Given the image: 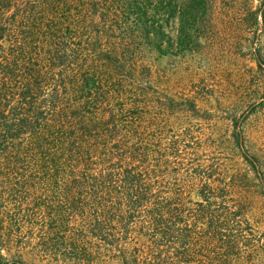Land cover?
<instances>
[{
	"label": "trees",
	"instance_id": "16d2710c",
	"mask_svg": "<svg viewBox=\"0 0 264 264\" xmlns=\"http://www.w3.org/2000/svg\"><path fill=\"white\" fill-rule=\"evenodd\" d=\"M209 1L0 0V264L264 253L240 180L154 100L152 57L193 52Z\"/></svg>",
	"mask_w": 264,
	"mask_h": 264
},
{
	"label": "rangeland",
	"instance_id": "374dc122",
	"mask_svg": "<svg viewBox=\"0 0 264 264\" xmlns=\"http://www.w3.org/2000/svg\"><path fill=\"white\" fill-rule=\"evenodd\" d=\"M209 5L193 52L152 57L154 103L168 106L164 119L189 130L223 174L240 180L264 235V0ZM261 252L242 264H264Z\"/></svg>",
	"mask_w": 264,
	"mask_h": 264
}]
</instances>
